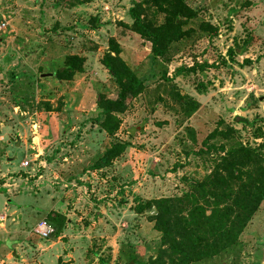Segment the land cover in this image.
<instances>
[{"label":"rangeland","instance_id":"374dc122","mask_svg":"<svg viewBox=\"0 0 264 264\" xmlns=\"http://www.w3.org/2000/svg\"><path fill=\"white\" fill-rule=\"evenodd\" d=\"M182 1L196 17L155 53L130 28L134 7L164 24L147 0H0V264H147L159 235L137 203L187 193L222 148L264 160V0ZM110 41L144 86L111 137L97 104L119 92L101 64ZM69 56L82 72L59 81ZM216 131L228 138H207ZM114 144L122 174L94 165ZM193 264H264V202L233 247Z\"/></svg>","mask_w":264,"mask_h":264},{"label":"trees","instance_id":"16d2710c","mask_svg":"<svg viewBox=\"0 0 264 264\" xmlns=\"http://www.w3.org/2000/svg\"><path fill=\"white\" fill-rule=\"evenodd\" d=\"M147 1L163 11L164 24L155 27L142 20L134 7L129 11L133 20L130 28L148 40L153 51L159 53L182 35V19H192L197 12L182 0ZM109 46V52L104 55L101 64L115 81L119 92L114 100L100 97L97 104L103 116L100 129L111 137L119 127L117 115L125 111L130 99L143 92L144 86L120 59V49L114 41H110ZM231 53V50L228 51L230 56ZM83 63V58L69 56L53 76L59 81L68 80L82 72ZM184 70L177 68L175 74ZM192 70L187 69L189 72ZM234 123L252 126L251 122L241 117H235ZM214 136L228 138L227 133L218 131L207 138ZM124 150L123 144L110 146L94 164L96 169L110 166ZM221 151L223 156L211 173L200 182H192L187 193L180 197L152 199L136 204V214L152 212L147 220L159 235V249L147 264H193L218 256L236 244L264 202V160L256 151L243 146L225 152L222 148ZM258 254L261 256V252Z\"/></svg>","mask_w":264,"mask_h":264},{"label":"built area","instance_id":"2783aa9c","mask_svg":"<svg viewBox=\"0 0 264 264\" xmlns=\"http://www.w3.org/2000/svg\"><path fill=\"white\" fill-rule=\"evenodd\" d=\"M108 8L105 7V11H107ZM22 167H27L28 162H23ZM34 233L40 238V239H47L51 235L55 233V230L53 226L46 220H42L35 226Z\"/></svg>","mask_w":264,"mask_h":264},{"label":"crops","instance_id":"0c3cea01","mask_svg":"<svg viewBox=\"0 0 264 264\" xmlns=\"http://www.w3.org/2000/svg\"><path fill=\"white\" fill-rule=\"evenodd\" d=\"M112 165H113V169L112 170H116L115 172L117 174H122V173H124V171H127L128 170V162L125 161V159H124L123 156L120 157L119 159L118 158L115 159L112 162Z\"/></svg>","mask_w":264,"mask_h":264}]
</instances>
